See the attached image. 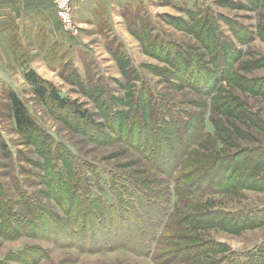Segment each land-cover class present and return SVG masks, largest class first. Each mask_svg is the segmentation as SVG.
I'll list each match as a JSON object with an SVG mask.
<instances>
[{
	"label": "rangeland",
	"instance_id": "obj_1",
	"mask_svg": "<svg viewBox=\"0 0 264 264\" xmlns=\"http://www.w3.org/2000/svg\"><path fill=\"white\" fill-rule=\"evenodd\" d=\"M82 4L0 48V264H264V0Z\"/></svg>",
	"mask_w": 264,
	"mask_h": 264
},
{
	"label": "crops",
	"instance_id": "obj_2",
	"mask_svg": "<svg viewBox=\"0 0 264 264\" xmlns=\"http://www.w3.org/2000/svg\"><path fill=\"white\" fill-rule=\"evenodd\" d=\"M82 2L83 0H73V4H74L73 7L74 8L77 7V9L79 10L82 9L83 8ZM50 4H51V0H0V41H4V43H0V48L7 50L8 55L12 57L14 51V41L21 40V42H24L25 38H23V36L19 37L14 35V33H18L22 29V27L21 29L17 30L16 28L14 29V26L15 24L20 22V18H22L23 23L26 24L27 20L29 21V19H27L30 16L29 11H32L33 13L36 11V16H37L36 17L37 20L35 21L37 23L36 25L41 26L39 29H42L43 25H46V31H47L46 33H49L50 30L47 29L49 28L47 26H49L50 21L47 20V16L45 15L44 11L43 12L41 11L40 14L37 12V10L41 9L42 6L44 5L50 6ZM31 17H33V15ZM76 19H80V18L77 16ZM76 21L79 25L85 24L84 21H79V20ZM37 30L38 29L36 27L30 32L34 34L35 32H37Z\"/></svg>",
	"mask_w": 264,
	"mask_h": 264
},
{
	"label": "trees",
	"instance_id": "obj_3",
	"mask_svg": "<svg viewBox=\"0 0 264 264\" xmlns=\"http://www.w3.org/2000/svg\"><path fill=\"white\" fill-rule=\"evenodd\" d=\"M28 77H29L28 79H31L33 77L31 81L33 82L34 85H36L37 91L44 99L50 98L55 102V104L58 107L70 108L73 110L74 113H77V115L82 117V119L84 118V114L82 113L81 109L79 108L77 104H75L72 101H68L65 98H62L57 92L53 90V88L49 89L46 84L40 82V80L37 78L35 74L31 77L29 75ZM9 100H10L11 111L14 116L17 127L21 131L27 134H34L35 132H37V127H36L34 120L31 118V116L29 115L23 103L19 100V98L15 94H10ZM155 153H156L155 150L151 152V157H150L151 159H155L154 157ZM145 157H147V155H145ZM19 221L21 222L22 225H24V223L20 220V218H19ZM11 222H13V220ZM124 237H126L127 239L126 242H128V237L127 236H124Z\"/></svg>",
	"mask_w": 264,
	"mask_h": 264
},
{
	"label": "built area",
	"instance_id": "obj_4",
	"mask_svg": "<svg viewBox=\"0 0 264 264\" xmlns=\"http://www.w3.org/2000/svg\"><path fill=\"white\" fill-rule=\"evenodd\" d=\"M51 5L62 30L73 36L77 35L80 28L76 25L73 0H51Z\"/></svg>",
	"mask_w": 264,
	"mask_h": 264
}]
</instances>
